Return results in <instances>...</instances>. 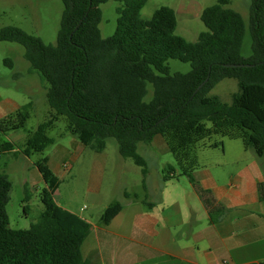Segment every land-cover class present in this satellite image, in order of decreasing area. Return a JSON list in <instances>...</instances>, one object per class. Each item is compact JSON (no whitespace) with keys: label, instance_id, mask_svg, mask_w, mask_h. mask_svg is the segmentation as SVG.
I'll return each mask as SVG.
<instances>
[{"label":"trees","instance_id":"trees-1","mask_svg":"<svg viewBox=\"0 0 264 264\" xmlns=\"http://www.w3.org/2000/svg\"><path fill=\"white\" fill-rule=\"evenodd\" d=\"M61 1L64 9L56 44H46L16 26L0 29V41L25 47V58L47 84L50 108L22 148L1 141L0 156L15 150L27 157L42 153L55 143L47 130L63 117L67 132L92 150L103 151L108 139H116L120 155L142 168L144 187L148 171L137 149L157 135L165 139L179 175L194 185L197 145L212 135L241 139L245 149L264 157V0L251 2L248 57L242 54L244 20L228 7L229 0H218L202 11L207 31L195 42L176 33L177 16L168 6L145 19L141 10L148 0H118L123 6L117 9L116 29L103 38L100 5L109 0ZM171 59L190 63V71L171 72ZM236 64L250 66H231ZM229 78L237 81L238 91L231 103H225L211 91ZM150 87L152 97L146 100ZM31 106L29 102L2 118L0 133L22 129ZM35 166L45 183L40 195L43 210L29 229L9 227L6 206L12 183L0 174V264H88L81 246L91 224L56 203L54 194L61 181L49 158L38 159ZM176 177L172 166L163 176L165 181ZM259 187L264 193V184ZM197 190L212 221H219L226 209L215 203L209 190ZM121 210V203L108 205L102 223L108 225Z\"/></svg>","mask_w":264,"mask_h":264},{"label":"rangeland","instance_id":"rangeland-1","mask_svg":"<svg viewBox=\"0 0 264 264\" xmlns=\"http://www.w3.org/2000/svg\"><path fill=\"white\" fill-rule=\"evenodd\" d=\"M217 2L218 0H148L141 10V16L148 19L156 9L168 6L177 16L176 33L190 42H195L200 33L207 31L201 21L202 11ZM251 2L252 0H229L228 5L240 13L245 23L242 48L245 57L252 53ZM122 6L123 2L118 0H109L100 5L102 18L99 28L103 38L114 33L119 16L117 9ZM63 9L61 0H0V29L16 26L40 37L46 44H56ZM169 66L171 72H188L191 69L190 63L175 59L169 60ZM152 90L150 87L146 100L151 99ZM237 91V81L229 78L220 81L211 94L219 96L225 103H231L232 94ZM46 93L47 84L25 58V47L16 42L0 41V97L13 99L20 108L29 102L32 103L25 126L6 135L0 133V142L10 140L19 149L23 147L28 133L35 131L49 116ZM18 109L12 106L2 109L0 103V120ZM47 135L55 138V143L42 153H33L27 157L19 151H14L0 156V174L7 175L12 183L10 199L6 206L11 229H29L43 210L40 195L45 183L35 162L45 156L51 159L54 172L55 160L64 171L66 165L71 163V154L82 150L83 153L81 152L73 168L62 175L54 199L59 206L78 212L83 207L84 211L79 213L86 217L91 216L94 220L102 213V208L96 203L97 198H103L104 203H122L124 192L133 193L139 190L138 185H141L143 177L142 168L136 165L132 158L120 155L116 139H108L106 148L100 155L82 145L76 137L67 132L66 120L63 117L47 130ZM153 140L151 144L140 143L137 149V153L146 161L147 171L152 173L154 179L158 173L160 176L167 174L170 166L179 174V168L165 139L157 135ZM215 143L217 146L209 147ZM240 155L243 160L258 158L253 150L245 149L241 139L232 140L218 134L197 145L200 167L210 168L215 172L223 171L224 179L238 169L236 160ZM96 159L101 160L99 165L95 163ZM260 159L264 170V157ZM177 179L186 180V177L177 175L171 180Z\"/></svg>","mask_w":264,"mask_h":264},{"label":"crops","instance_id":"crops-1","mask_svg":"<svg viewBox=\"0 0 264 264\" xmlns=\"http://www.w3.org/2000/svg\"><path fill=\"white\" fill-rule=\"evenodd\" d=\"M0 99L2 109L20 108L11 98ZM103 151L95 152L102 155ZM81 152L71 154V163L64 171L55 160L54 172L49 158L53 173L61 179L73 168ZM99 161L96 159L95 163L99 165ZM261 161L260 157L243 160L240 155L236 160L238 169L225 179L223 171L215 172L199 165L193 172L196 185L186 176V180L165 181L159 173L154 179L148 172L145 187L142 177L139 190L124 192L122 210L108 225L102 223V213L94 220L79 213L84 211L83 207L79 212L63 208L91 224L81 246L88 264L259 263L264 260V193L261 194L259 187L264 184ZM175 174L179 175L176 171ZM198 188L209 190L215 203L226 209L219 221H212ZM100 198L96 203L103 212L111 203H104Z\"/></svg>","mask_w":264,"mask_h":264},{"label":"water","instance_id":"water-1","mask_svg":"<svg viewBox=\"0 0 264 264\" xmlns=\"http://www.w3.org/2000/svg\"><path fill=\"white\" fill-rule=\"evenodd\" d=\"M231 66L241 67V66H250V65L236 64V65H231Z\"/></svg>","mask_w":264,"mask_h":264}]
</instances>
